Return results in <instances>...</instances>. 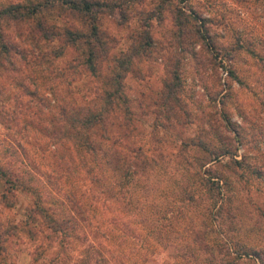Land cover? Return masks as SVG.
<instances>
[{"label": "clouds", "instance_id": "obj_1", "mask_svg": "<svg viewBox=\"0 0 264 264\" xmlns=\"http://www.w3.org/2000/svg\"><path fill=\"white\" fill-rule=\"evenodd\" d=\"M0 264H264V0H0Z\"/></svg>", "mask_w": 264, "mask_h": 264}]
</instances>
